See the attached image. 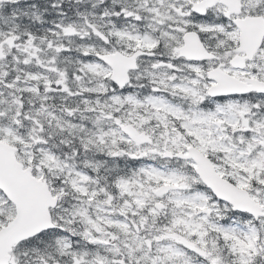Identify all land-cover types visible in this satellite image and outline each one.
I'll return each instance as SVG.
<instances>
[{"label":"rangeland","instance_id":"1","mask_svg":"<svg viewBox=\"0 0 264 264\" xmlns=\"http://www.w3.org/2000/svg\"><path fill=\"white\" fill-rule=\"evenodd\" d=\"M192 1L128 0L120 2L118 5L126 9L124 18H127L124 25L121 24L122 26H118L116 20L109 18L108 12L99 13L96 10H90L89 20L115 39L113 44L108 46L86 33L88 27L85 19L65 20V16H61V22L49 29L50 38L47 39V45L51 42L52 46H49L48 55H51L50 52L54 55L49 58L50 61L48 59L47 61L50 63L54 62L53 60L58 62L69 60L70 68L63 77L58 75L52 78L47 74L30 73L24 80H14L15 84H24V88L18 89L16 93L24 90L31 99L40 100L42 102L40 106L23 110L18 106L22 94L11 98L3 95L0 90V134L5 135L3 140L22 144L18 158L36 167L37 177L44 178L49 173L60 174L67 170L65 174H71L75 179L71 181L75 189L79 192L92 189V194L101 196L103 193L97 188L106 177H94L95 175L81 173L69 163L52 165L54 158L48 147V137L67 130L74 132L75 135H85L89 141L99 140L102 145H107L111 149L110 152L112 149L115 151L117 148H127L134 153L142 151L148 157H155L151 153V147H136L109 121L107 114L112 109H117L118 113L151 130L157 140V148L173 145L176 141L184 143L182 137L192 135L201 147H210L209 155L213 158L220 174L241 187H251L253 189L251 194L259 202L264 203V188L256 184L259 181L264 182V147H260L264 145V131H260L264 128V114L258 116L261 109L252 112L250 105L239 98L227 99V108L219 105L216 107L218 111L212 114L196 109V105L204 97L201 92H205L206 86L210 83V80L200 77L199 74L205 76V71L219 62L191 63L179 58L175 60L177 63L170 62L168 58L161 60L146 58L142 61L150 63L151 67L144 64L143 70L134 74H137V77L147 78L157 91L165 88L172 92L177 90L182 92V96L178 98L192 105L191 109L184 110L177 102L172 103L166 97L159 98L148 94L139 98L130 92L116 94L110 87L112 85L110 68L94 57V54L99 52L116 50L130 54L139 46L156 48L163 56H168L183 44L182 36L185 30L195 28L203 32L208 39L214 40V46L219 49L221 62L226 71L239 78L255 76L264 79V45L257 59L252 61L247 69H237L228 63L225 65L226 61L234 55L233 44L237 39L235 30L232 28L233 21L220 20L226 9L223 6L215 8L208 17L209 20L195 19L191 11ZM259 10L264 14V0H246V7L241 16L256 14ZM66 25L76 26L82 33V37L66 36L62 29ZM42 43L46 42L42 40ZM41 55L46 56L43 53ZM90 55L92 58H89ZM5 63V61L0 62V67H3ZM50 66L52 67L51 64ZM170 67L176 74H173L174 78L167 83ZM181 70L189 73L180 72ZM177 74H181L183 82L176 80ZM30 79L34 80L33 84H29ZM255 99L264 106V96H256ZM17 114L19 122L26 119L25 135L16 134L13 126H6L9 121L17 123L18 120H12ZM82 119L85 121L82 122ZM216 120L229 128L218 127ZM178 125L185 130L179 129ZM178 131L182 132L183 136H180ZM54 167L55 171L52 172ZM182 181L200 184V179L188 170L165 172L153 165L149 166L145 174L134 173L127 179L120 178L122 190L114 199H128L134 202L135 212L138 215L137 221H145L143 229L151 223L155 224L159 220V215L164 218L162 220L164 228L157 232H150L149 238L152 244L150 247L145 237L134 232L135 224L116 222L117 232L131 234L130 246L125 248L122 246L123 255L120 254L118 264H125L123 258L127 259L128 264H199L193 262V259L194 255L200 256V254L208 257L211 262L220 263L218 258L224 247H221L218 254L212 253L213 249H218V240L215 237L219 238V236L224 242L231 243L229 252L236 257V262L240 264H255L258 260L264 262V233L256 241L249 230L225 226L216 221V218L220 220L232 218L229 214V205L226 203L212 202L206 194L186 195L177 192L162 200L169 206L166 211L156 209L154 206L156 187L165 182L180 184ZM53 188L54 191L65 189L61 184H54ZM144 205L149 210L146 214L142 213ZM76 207L77 210L74 207L71 209L70 206L62 205L63 212L58 214L61 222L64 221L63 226L71 227L76 231L77 239L74 242L71 240L72 235L58 234L57 231L44 233L37 238L36 242L22 245L12 260L24 264H49V262L63 264V262L71 263L74 259L77 264H98L95 257L100 258L98 254L101 248L109 256H116V248L111 243L115 241L117 232L111 237L93 236L96 225L101 226L108 233L112 232L110 226L105 225L103 221L108 218L107 223L115 222L109 217L113 210L102 203H97L95 207L102 212L100 216L97 218L83 216L82 221V203ZM207 207L214 209L212 215L214 219L205 213L204 208ZM126 209L129 210V208ZM14 215L13 203L0 191V228L6 225ZM262 225L264 226V222ZM262 229L264 230L263 227ZM82 239L88 240L90 245H82ZM173 242L178 246L175 247ZM183 247L187 252L182 249ZM90 253L94 254V258L89 257ZM64 254L69 255L65 261L61 259ZM177 258L183 261H177Z\"/></svg>","mask_w":264,"mask_h":264},{"label":"water","instance_id":"2","mask_svg":"<svg viewBox=\"0 0 264 264\" xmlns=\"http://www.w3.org/2000/svg\"><path fill=\"white\" fill-rule=\"evenodd\" d=\"M229 3L233 9L237 10L234 3L230 0H223ZM216 0H207L205 5H212ZM198 10H203L202 6H197ZM264 23V22H263ZM245 29L244 39L252 36H257L255 27L257 24L253 20H248L242 26ZM74 29L68 28L67 31L73 32ZM106 40V36L101 34ZM188 45L182 49V53L189 57H201L206 53L200 50L199 47L195 50V44L199 43L198 36L194 33L188 34ZM136 53V55H138ZM135 55V56H136ZM134 56V57H135ZM105 62L111 65L113 73L111 75L112 80L120 85L126 84L129 80L128 71L134 68V57L129 58L121 53L99 55ZM240 65L239 63H236ZM211 76L217 78L220 84L214 86L211 92H233L245 90V87H239L235 84H231L230 77H226L220 72H212ZM242 86V85H240ZM251 89H258L264 91V83L257 80H253ZM128 132L137 140V142L146 141L147 139L143 134H139L135 129L129 128ZM17 147H12L4 142L0 141V188H2L8 197L17 204V218L9 223L7 227H4L0 231V264H3L8 259V251L11 246L17 241L29 235H34L43 229H46L52 225L48 207L52 202L50 193L48 192L47 185L42 181H38L31 175L30 168L23 169L21 163H19L15 156ZM191 156H194L199 164L197 172L203 178V180L211 186L215 193L230 202H232L236 208L249 211L258 217L261 214L262 207L259 206L253 199L250 198L248 192L243 189L237 188L234 184L220 177L215 170L214 165L210 158L206 157L201 152L193 151ZM176 188L174 185H164L157 193L163 194L170 189Z\"/></svg>","mask_w":264,"mask_h":264},{"label":"flooded vegetation","instance_id":"3","mask_svg":"<svg viewBox=\"0 0 264 264\" xmlns=\"http://www.w3.org/2000/svg\"><path fill=\"white\" fill-rule=\"evenodd\" d=\"M35 2L36 0H0L1 3H3L0 6V31L4 33V35H0V53L1 50L3 51L2 53V57L0 59H8V57H11L12 55L15 54V51H13L14 46L16 45L17 41L22 43V39L23 37L20 35L19 31L20 29L23 27V23H22V12H23V4H31V2ZM25 12L28 11V9H26V7L24 8ZM31 15V14H30ZM25 15V19L27 20H34L37 19L33 16L30 17ZM42 20H44V17H41ZM43 25V23H41ZM7 32H9V34H7ZM30 35H33L32 33ZM50 35H47L46 37L49 38ZM11 37L14 40V44L13 45H9V43L7 42V38ZM51 45V42L47 45V50L49 51V46ZM119 114L116 113V111H114L113 113H111L109 115V117H113L114 120H116V117H118ZM226 128V127H225ZM63 147H56V151L57 154L54 153V155H56L55 157V162L56 163H60L63 162L65 159V137L63 138ZM192 144V142H188L187 143V147L184 149V146L180 147L182 150H187L188 147ZM52 151H53V144H52ZM122 151L124 152L121 157L119 155L114 154V157L112 158V162L110 163L111 166L108 167H102L101 171L99 170L100 174H108L110 176V178L104 182V184H106L107 186H112L113 188H115V180L117 179L116 177H118L119 175H129L131 174L133 171H136L137 168H140L139 166L144 162V159L142 158L141 155H138L136 158L132 157L130 152L127 151L126 149H122ZM174 158V157H173ZM135 162L138 163V167L135 168ZM143 165L145 166V164L143 163ZM191 166V165H190ZM112 180V181H111ZM114 185V186H113ZM98 198L94 197L90 194L89 191H83L82 192V207L87 210V212H84L82 210V215H95L96 213V209L93 207L92 203L97 201ZM126 203L127 206L130 207H135L132 203V201L129 200H125L122 201V204ZM118 204H111V206H117ZM120 205V204H119ZM124 210V209H123ZM121 212V210H119ZM122 217L124 219H132L135 218V212L131 211V212H127L126 209L124 210V212H122ZM82 221H83V217H82ZM128 239V238H127ZM126 239L124 237L121 238V242L118 240L119 244L123 245L124 248L125 247H129V242L125 241ZM118 242H113L111 243L112 246H114L116 248V250H120L119 248V244ZM224 246H227V243L222 242ZM222 243H218L217 245L219 246L218 249H220V244L222 245ZM118 247V248H117Z\"/></svg>","mask_w":264,"mask_h":264},{"label":"trees","instance_id":"4","mask_svg":"<svg viewBox=\"0 0 264 264\" xmlns=\"http://www.w3.org/2000/svg\"><path fill=\"white\" fill-rule=\"evenodd\" d=\"M51 0H45L43 3L44 7H50L49 4H50ZM90 5V4H89ZM62 7L65 8V10L69 9L68 10V13L72 16H76L78 14H81V11L77 8L79 7V5L77 4H73V3H66V2H62L61 4Z\"/></svg>","mask_w":264,"mask_h":264}]
</instances>
